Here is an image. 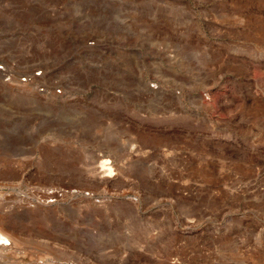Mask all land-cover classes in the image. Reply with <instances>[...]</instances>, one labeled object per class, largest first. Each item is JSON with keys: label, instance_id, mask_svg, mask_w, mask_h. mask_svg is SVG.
I'll return each instance as SVG.
<instances>
[{"label": "rangeland", "instance_id": "1", "mask_svg": "<svg viewBox=\"0 0 264 264\" xmlns=\"http://www.w3.org/2000/svg\"><path fill=\"white\" fill-rule=\"evenodd\" d=\"M0 222V264H264V0H0Z\"/></svg>", "mask_w": 264, "mask_h": 264}, {"label": "bare ground", "instance_id": "2", "mask_svg": "<svg viewBox=\"0 0 264 264\" xmlns=\"http://www.w3.org/2000/svg\"><path fill=\"white\" fill-rule=\"evenodd\" d=\"M25 79L26 78H24L23 80L25 81ZM107 162H108V159L107 158H105V159L103 158L100 161L101 167H103V168L106 167L107 164H108ZM104 171L112 172V169H111L110 166H107V168H104ZM8 230H6L5 229V226L2 224V222H0V256H3V255H6V256L7 255H11V254H13L17 250L16 249V245H18V243H19L18 238L14 234V232L12 233V232H9Z\"/></svg>", "mask_w": 264, "mask_h": 264}]
</instances>
